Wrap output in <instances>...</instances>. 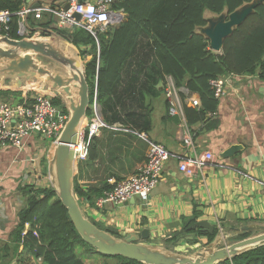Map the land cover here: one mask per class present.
Returning a JSON list of instances; mask_svg holds the SVG:
<instances>
[{
    "label": "trees",
    "instance_id": "trees-1",
    "mask_svg": "<svg viewBox=\"0 0 264 264\" xmlns=\"http://www.w3.org/2000/svg\"><path fill=\"white\" fill-rule=\"evenodd\" d=\"M250 1L114 0L111 8L122 10L126 19L116 28L99 33L98 46L93 36L83 29H57L52 15L48 13H43L34 24L43 33L51 29L77 48L83 47L79 54L85 66L89 100L92 103L96 89V100L101 111L110 101L125 65L140 43L146 42L153 58L152 67L156 72L160 76H170L176 87H185L199 97L200 108H183L186 124L193 126L203 123L213 128L215 122H211L207 116L216 113L218 99L214 96L210 80L231 74L256 73L260 79H264V4L257 6L254 13L234 29L231 36L225 38L220 53L209 49L208 40L197 33L196 28L206 25V12L230 13ZM21 4L22 0H0V9L16 12ZM17 28V16H13L9 23L10 38H18ZM7 95V90L0 89V99L7 98ZM52 102L56 106L60 105V101L54 97ZM91 115L89 110L87 117ZM129 130L102 128L100 139L95 137L91 140L87 159L75 163L77 176H80L84 166L93 168L96 161L104 164L106 157L110 155L120 162L121 169H124L123 162H126L128 171H131L134 163L141 158L145 146L140 136ZM100 167L95 173L99 181L88 186L86 190L81 188L78 177L75 178L73 192L78 201L94 200L112 188L108 184L109 179L118 182L127 177L126 171L117 174L104 169L101 174ZM23 189L26 204L19 211L18 223L13 230L16 243L21 245L20 251L18 246L15 247L16 263L84 264L76 251L77 247L94 248L81 240L53 187L34 190L32 186H27ZM191 224H186L185 227ZM25 225H28V229H25ZM95 225L118 237L112 230ZM25 230L26 233L22 235ZM197 232L189 230L187 235ZM216 234V228L212 234H206L208 242ZM248 236L249 234L238 237L241 240ZM100 256L116 259L115 264H143L121 256ZM218 264H264V244Z\"/></svg>",
    "mask_w": 264,
    "mask_h": 264
},
{
    "label": "crops",
    "instance_id": "crops-1",
    "mask_svg": "<svg viewBox=\"0 0 264 264\" xmlns=\"http://www.w3.org/2000/svg\"><path fill=\"white\" fill-rule=\"evenodd\" d=\"M66 3L67 0H22L20 8L40 5L64 8ZM28 20L32 26H36L31 15ZM36 60L42 63L39 58ZM128 77L131 74L123 69L118 81L121 87L130 84ZM224 78L227 82L224 95L218 98L216 113L207 116L211 122H215L213 128L203 123L188 126L185 122L183 125L176 116L168 115L164 99H152L151 111H145L142 125L136 129L124 127L135 135L141 132L145 137H140L145 147L132 170L128 171L126 162H123L124 169H121L120 162L110 155L104 164L96 161L93 168L84 166L80 176L75 171L74 179L78 177L81 188L86 190L99 181L95 175L99 166L101 174L106 169L117 174L126 171L125 176H129L145 163V139L173 153L185 151L191 139L197 152L210 151L219 161L264 182V79H260L258 73L231 74ZM136 83L140 85L141 80L138 79ZM0 89L8 91L7 98L0 101L12 100L13 103L29 89L45 91L39 81L25 82L19 90H12L7 81H0ZM115 128L123 129H112ZM37 136L27 138L20 149L12 146L0 148V264H17L15 247L18 246L20 251L21 245L16 243L13 230L18 223V213L26 204L23 188L32 186L36 190L49 187L46 176L41 177L40 173L43 155L47 165V151L42 153L44 147L38 143ZM100 137L101 132L96 139ZM233 145L238 147L237 152L231 158L219 159V154ZM95 199L87 201L84 209L91 222L112 230L119 238L139 235L145 229L149 237L146 241L139 239V242L185 255L208 243L204 233L187 235L186 224L205 221L213 229L219 225L228 243L231 237L236 236L229 232L230 228L264 225V187L261 184L220 168H207L193 177L187 176L178 170L177 162L173 159L165 163L161 182L146 201L132 197L121 205L97 207L94 205ZM25 229H28V225H25ZM181 231L183 233L180 234ZM190 236L192 241L186 239Z\"/></svg>",
    "mask_w": 264,
    "mask_h": 264
},
{
    "label": "water",
    "instance_id": "water-1",
    "mask_svg": "<svg viewBox=\"0 0 264 264\" xmlns=\"http://www.w3.org/2000/svg\"><path fill=\"white\" fill-rule=\"evenodd\" d=\"M88 1L75 0V4L81 5ZM262 4L264 0H251L230 13L206 12V25L197 27L196 32L208 40L212 52L220 53L225 38L231 36L233 30ZM68 7L69 0L63 9L67 10ZM36 58L47 60V65ZM0 81H7L12 90H19L25 82L39 81L45 88L43 92L58 99L66 108L67 120L47 159V176L77 234L97 254L104 257L121 256L143 264H218L264 244V225L259 224L230 228L229 232L236 236L258 233L234 243H228L226 235L220 236L217 232L211 242L187 255L139 242V239L146 241L149 237L145 229L139 235H127L123 238L99 229L87 218L73 192L76 167L71 146L76 143L79 127L91 110L85 66L78 48L51 29H47L42 37L30 39H12L0 34ZM20 99L21 97L17 98L14 104ZM237 150V146H230L219 154V159L231 158ZM191 229L204 234H212L214 231L205 221L196 222L185 230ZM186 239L192 241L193 238L190 236Z\"/></svg>",
    "mask_w": 264,
    "mask_h": 264
},
{
    "label": "built area",
    "instance_id": "built-area-1",
    "mask_svg": "<svg viewBox=\"0 0 264 264\" xmlns=\"http://www.w3.org/2000/svg\"><path fill=\"white\" fill-rule=\"evenodd\" d=\"M113 1L89 0L85 4L76 5L75 0H69L67 10L52 5L22 7L16 12L0 9V34L8 36L10 20L13 16H17V39L42 37L43 31L37 26L30 25L28 16L31 15L34 20H39L43 13H48L52 15L54 26L57 29L75 27L83 29L93 36L98 46L97 35L99 33H104L124 21L125 13L122 10L111 8ZM164 78L168 101L167 113L169 116H176L184 125L183 108L185 106L200 108L199 97L197 94L189 92L185 87H176L170 76H164ZM226 82L224 77L210 80L209 84L215 98L218 99L224 95ZM96 95L95 89L91 103L92 115L81 124L77 141L71 146L74 151L75 163L87 159L91 140L100 135L102 128H114L101 120L98 114L99 105ZM67 116L61 106L53 104L51 95L40 89L27 90L16 104L12 100L0 101V148L12 146L20 149L24 146L25 140L32 135L48 139L54 145ZM138 136L145 138L143 134H138ZM145 140L147 142L145 163L121 181L116 182L114 179H109L108 184L112 188L104 191L100 197L95 199V206L118 205L127 202L132 197L146 201L151 191L161 182L164 165L170 159L175 160L178 170L187 176L193 177L207 168H220L232 171L264 187L263 181L251 177L239 168L219 161L210 151L197 152L191 139L188 141L186 150L181 153L170 152L161 145ZM78 202L84 211L87 200ZM217 232L220 236L223 235V230L219 225ZM25 233L26 230L22 232V235Z\"/></svg>",
    "mask_w": 264,
    "mask_h": 264
},
{
    "label": "rangeland",
    "instance_id": "rangeland-1",
    "mask_svg": "<svg viewBox=\"0 0 264 264\" xmlns=\"http://www.w3.org/2000/svg\"><path fill=\"white\" fill-rule=\"evenodd\" d=\"M30 24V23H29ZM31 25V24H30ZM40 59V58H39ZM42 63L47 65L48 61L40 59ZM153 58L148 46L141 42L137 47L135 54L127 62L124 70L131 74L130 84L125 87H121V82L114 88L113 95L104 107L103 111L98 106V114L101 120L111 127H132L136 129L142 125V120L145 115V111H151V100L158 98L164 99L167 103L166 97V82L164 76H160L158 72L152 67ZM141 80V84L136 82ZM53 100V96H51ZM63 111L68 115L66 108L60 105ZM168 108V103H167ZM39 144L43 145L42 153L46 152V160L50 156V150L53 145L51 141L43 137L37 136ZM43 155L41 177L46 176V185L51 186L50 180L47 176L46 161ZM249 236H254L258 233H248ZM230 243L239 241L238 236H233L228 240ZM77 253L82 259L84 264H115L116 259H105L93 249H89L86 246H78Z\"/></svg>",
    "mask_w": 264,
    "mask_h": 264
},
{
    "label": "bare ground",
    "instance_id": "bare-ground-1",
    "mask_svg": "<svg viewBox=\"0 0 264 264\" xmlns=\"http://www.w3.org/2000/svg\"><path fill=\"white\" fill-rule=\"evenodd\" d=\"M55 144L51 147V150H50V155L52 154L53 152V148H54Z\"/></svg>",
    "mask_w": 264,
    "mask_h": 264
}]
</instances>
